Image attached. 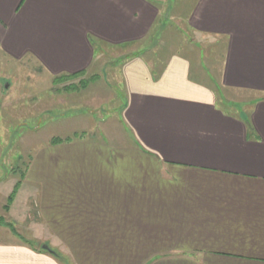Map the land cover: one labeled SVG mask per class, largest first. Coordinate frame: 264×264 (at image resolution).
I'll list each match as a JSON object with an SVG mask.
<instances>
[{"label": "crops", "instance_id": "obj_1", "mask_svg": "<svg viewBox=\"0 0 264 264\" xmlns=\"http://www.w3.org/2000/svg\"><path fill=\"white\" fill-rule=\"evenodd\" d=\"M169 29L183 48L122 65L121 137L40 151L38 201L0 183V264H264V0H0V55L53 78Z\"/></svg>", "mask_w": 264, "mask_h": 264}, {"label": "rangeland", "instance_id": "obj_2", "mask_svg": "<svg viewBox=\"0 0 264 264\" xmlns=\"http://www.w3.org/2000/svg\"><path fill=\"white\" fill-rule=\"evenodd\" d=\"M165 18L174 26L182 24L177 16ZM177 29L165 31L163 41L166 42L161 41L160 46L158 40L152 46H99L96 62L89 73L58 84L54 83L55 77L46 75L40 65L29 58L13 61L0 55V183L8 189L12 188L11 184H21L13 202L22 183L32 184L27 176L31 167H40V151L82 139H98L105 132L121 137V127L112 126V121L118 118L126 104L120 78L122 65L137 55L149 56L154 61L157 60H153L154 55L167 57L176 53L185 42L183 33ZM168 41L176 44L168 46ZM204 49L211 52L207 46ZM93 76L96 79H92ZM81 81H87L85 88L81 87ZM104 123L107 125H102ZM55 139L62 141L53 144ZM33 183L29 187L33 194L30 198L35 202L40 197L39 188L35 181ZM29 193L23 191L26 198ZM25 234L33 235L30 230ZM29 243L42 252L46 251L43 245H47L61 257L48 252L55 260L71 261V255L62 254L66 245L61 240L41 236Z\"/></svg>", "mask_w": 264, "mask_h": 264}, {"label": "trees", "instance_id": "obj_3", "mask_svg": "<svg viewBox=\"0 0 264 264\" xmlns=\"http://www.w3.org/2000/svg\"><path fill=\"white\" fill-rule=\"evenodd\" d=\"M84 74H85L84 72H80V73H77V74H66V75L56 76L54 78V83L58 84V83H64V82L69 81V80L78 79V78L82 77ZM92 79H96V76L93 77ZM80 83L82 85L81 86L82 88H85L87 86V81H81ZM72 87L73 86H70V89H72ZM61 141L62 140H60V139H55V140H53V144H58ZM68 141H70V139H68ZM20 185L21 184H18V185L15 186L14 192H12V194L9 197L8 205H10L11 202H13V199L15 198L16 192L19 189ZM57 255H59V254H55V256H57ZM58 258L61 259V257H58Z\"/></svg>", "mask_w": 264, "mask_h": 264}, {"label": "water", "instance_id": "obj_4", "mask_svg": "<svg viewBox=\"0 0 264 264\" xmlns=\"http://www.w3.org/2000/svg\"><path fill=\"white\" fill-rule=\"evenodd\" d=\"M43 249L51 254H56V252L52 251L47 245H43Z\"/></svg>", "mask_w": 264, "mask_h": 264}]
</instances>
